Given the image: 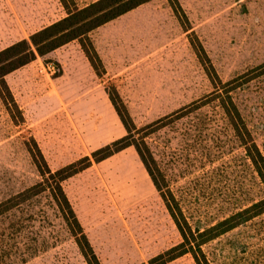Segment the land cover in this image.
<instances>
[{
	"label": "rangeland",
	"instance_id": "1",
	"mask_svg": "<svg viewBox=\"0 0 264 264\" xmlns=\"http://www.w3.org/2000/svg\"><path fill=\"white\" fill-rule=\"evenodd\" d=\"M94 0H74L83 7ZM150 0L90 32L99 77L78 40L6 75L23 121L0 98V201L41 180L28 152L37 142L55 170L125 134L105 89L115 86L141 127L213 91L189 41L201 43L221 81L248 71L234 93L264 157V0ZM65 16L59 0H0V49ZM151 130V129H150ZM168 198L192 228H206L264 197L218 103L145 137ZM100 264H140L181 236L135 149L129 146L62 182ZM173 198L174 201H171ZM174 206V204H173ZM209 264H264V212L202 246ZM0 264H87L47 191L0 216ZM166 264H195L184 254Z\"/></svg>",
	"mask_w": 264,
	"mask_h": 264
},
{
	"label": "trees",
	"instance_id": "2",
	"mask_svg": "<svg viewBox=\"0 0 264 264\" xmlns=\"http://www.w3.org/2000/svg\"><path fill=\"white\" fill-rule=\"evenodd\" d=\"M59 1L65 10V16L34 31L28 38L17 40L0 49V98L7 106L11 117L12 113L10 107H8L10 104L17 111L21 121H23L21 110L5 80L7 74L28 64L37 56H43L69 41L78 40L95 74L101 77L105 70L90 38V32L150 0H94L83 7H77L74 0ZM168 2L183 30L188 31L190 26L187 24L186 15L178 0H168ZM190 35L191 33L188 36L190 44L195 50L197 57L205 66V71L212 84L213 91L208 93L204 99L194 100L162 118L141 127H136L116 88L114 86L106 87L105 90L109 101L125 129V134L93 150L89 155L83 156L55 170L49 168L37 142L33 137H30L33 148H28V152L41 180L0 201V216L32 199L34 196L47 191L61 212L86 263L100 264L64 192L62 182L89 167L93 162H100L129 146L135 149L154 187L160 193L181 236L179 243L151 257L146 263L142 262L140 264H166L184 254H190L195 264H209L202 249L205 243L239 224L262 214L264 212V197L211 226L202 229L198 227L192 228L182 215L177 204L174 202L173 206L168 195L163 191V187L157 176L158 170L155 159L145 141V137L153 129L166 125V123H169L176 117L188 115L190 112L205 105L211 99L215 100L223 111L235 138L243 147L247 158L250 160L264 186V157L245 125L234 98V93L237 89L247 81L248 78L246 76L248 75V71L225 82L221 81L212 67H206L205 63L208 58L201 43L197 39L196 41L192 39ZM171 201H174L173 198H171Z\"/></svg>",
	"mask_w": 264,
	"mask_h": 264
},
{
	"label": "crops",
	"instance_id": "3",
	"mask_svg": "<svg viewBox=\"0 0 264 264\" xmlns=\"http://www.w3.org/2000/svg\"><path fill=\"white\" fill-rule=\"evenodd\" d=\"M93 31V30H92ZM91 31V32H92ZM91 38V37H90ZM94 45V44H93ZM95 47V46H94ZM96 49V48H95ZM97 51V50H96ZM98 53V52H97ZM98 55H99V53H98ZM99 57H100V55H99ZM86 58V57H85ZM87 59V58H86ZM100 59H101V61H102V58L100 57ZM87 62H88V60H87ZM102 63H103V61H102ZM88 65H90L89 64V62H88ZM104 66V65H103ZM90 67H91V65H90ZM92 68V67H91ZM93 69V68H92ZM105 69V68H104ZM8 75V74H7ZM6 77V76H5ZM6 80V79H5ZM115 87V86H114ZM116 88V87H115ZM116 90H117V88H116ZM105 93H106V90H105ZM106 96L108 97V95H107V93H106ZM108 100H109V98H108Z\"/></svg>",
	"mask_w": 264,
	"mask_h": 264
}]
</instances>
